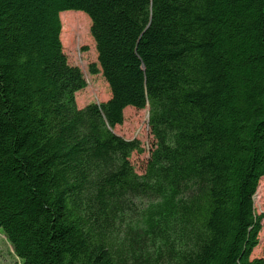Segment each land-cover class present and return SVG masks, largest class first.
<instances>
[{"label": "trees", "instance_id": "1", "mask_svg": "<svg viewBox=\"0 0 264 264\" xmlns=\"http://www.w3.org/2000/svg\"><path fill=\"white\" fill-rule=\"evenodd\" d=\"M82 12L111 97L80 109L61 34ZM136 56L171 77L148 81L142 175L115 132ZM262 178L264 0H0V230L20 264H264Z\"/></svg>", "mask_w": 264, "mask_h": 264}, {"label": "rangeland", "instance_id": "2", "mask_svg": "<svg viewBox=\"0 0 264 264\" xmlns=\"http://www.w3.org/2000/svg\"><path fill=\"white\" fill-rule=\"evenodd\" d=\"M146 4L152 5L155 0H138ZM71 12V11H68ZM83 18V22L79 28L74 29L72 27L64 26L62 30V43L64 51L68 57V61L71 65L78 67L84 75L86 80V88L79 91L76 94V103L78 108L82 109L89 104L97 103L102 104L107 102L111 97V91L108 83L103 78L102 74L92 75L90 66L97 64L98 54L94 39L91 35V20L85 14H80ZM138 62V70L136 69V63ZM132 67L131 75L136 79L130 83V90L135 95L136 101L125 110V121L122 126H117L115 132L126 140H139L145 152L142 154L134 153L131 157V163L135 168V171L142 175L145 172L152 144L154 139L150 134L148 126L149 115V99L153 96L149 93L148 81L150 78L156 80V82L167 86L171 81L169 76L170 66L161 68V66L147 67L146 63L140 56H136L130 59ZM164 75L162 79L159 76ZM131 77L129 76L128 79ZM131 81V80H130ZM140 85L138 91L137 85ZM165 88V87H164ZM163 86L158 88L156 94L163 91ZM150 204L147 200H134L133 207L137 212H141ZM254 205L259 215L264 216V178L260 180L259 188L254 197ZM259 246L254 250L253 258H264V220L262 221V230L259 235ZM0 264H20L17 257L14 255V251L6 236L0 230Z\"/></svg>", "mask_w": 264, "mask_h": 264}]
</instances>
